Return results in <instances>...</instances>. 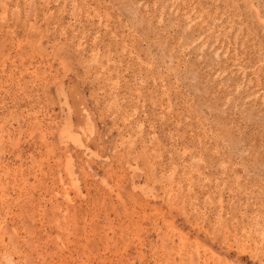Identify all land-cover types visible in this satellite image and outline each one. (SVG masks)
Returning a JSON list of instances; mask_svg holds the SVG:
<instances>
[{"label": "rangeland", "instance_id": "rangeland-1", "mask_svg": "<svg viewBox=\"0 0 264 264\" xmlns=\"http://www.w3.org/2000/svg\"><path fill=\"white\" fill-rule=\"evenodd\" d=\"M263 11L0 0V264H264Z\"/></svg>", "mask_w": 264, "mask_h": 264}, {"label": "bare ground", "instance_id": "bare-ground-1", "mask_svg": "<svg viewBox=\"0 0 264 264\" xmlns=\"http://www.w3.org/2000/svg\"><path fill=\"white\" fill-rule=\"evenodd\" d=\"M253 3V2H252ZM255 5V4H254ZM249 6V5H248ZM247 6V7H248ZM250 8V7H249ZM249 8H248V10H249ZM259 8V7H258ZM257 8V9H258ZM259 11V10H258ZM261 11H262V8H261ZM255 12V11H254ZM264 12V11H263ZM235 13V12H234ZM248 13V12H247ZM262 13V12H261ZM245 14H246V12H245ZM259 14H260V12H259ZM257 15V14H256ZM255 16V15H254ZM260 16V15H259ZM237 17V16H236ZM253 17V16H252ZM263 17H264V15H263ZM245 18V17H244ZM255 18V17H254ZM258 19V18H257ZM234 20V19H233ZM262 20H264V19H262ZM250 21V20H249ZM235 22H237V21H235ZM251 22V21H250ZM240 23V22H239ZM254 23V22H253ZM234 24V23H233ZM241 24V23H240ZM251 24V23H250ZM235 25V24H234ZM242 25V24H241ZM261 25V24H260ZM259 27V26H258ZM264 27V26H263ZM237 28V27H236ZM247 28H249V27H247ZM258 29V28H257ZM259 30H260V28H259ZM86 117V119H85V121H86V130H87V132L88 133H90V134H92L93 133V131H94V124H93V122L91 121V119L89 118V116L88 115H86L85 116ZM71 167V166H70ZM68 173H69V175L72 177V176H74L73 175V172H72V170H71V168L70 169H68Z\"/></svg>", "mask_w": 264, "mask_h": 264}]
</instances>
